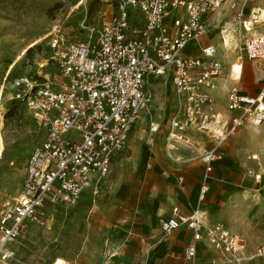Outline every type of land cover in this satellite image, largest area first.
<instances>
[{"label": "built area", "instance_id": "2783aa9c", "mask_svg": "<svg viewBox=\"0 0 264 264\" xmlns=\"http://www.w3.org/2000/svg\"><path fill=\"white\" fill-rule=\"evenodd\" d=\"M108 1L110 10L101 12V23L87 40H67L58 26L52 32L49 54L38 64H54V74L18 73L10 79L15 92L9 99L28 110L43 128L44 139L29 154L19 191L3 193L0 264L16 261L10 244L27 226H48L52 206H74L86 190L99 193L152 99L151 80L170 79L172 85L174 110L168 119L166 150L173 151L180 141L190 143L193 133L214 143L200 154L204 167L200 201L209 189L207 177L220 157V144L242 127L264 120L263 93L243 94L233 86L227 93L226 113L217 110L210 94L225 75L239 82L245 60L257 61L264 70V30L256 28L257 18L246 13L245 5L232 2V21L218 25L220 39L239 32L243 43L242 53L227 69L211 43L201 45L197 55L184 51L190 42L207 36L210 19L227 0ZM251 160L257 161V155ZM249 173L261 178L258 171ZM206 219L201 208L186 215L174 207L172 215L160 217L158 224L163 233L180 227L191 231L184 251L188 261L195 259L204 238L230 261L239 260L244 238L224 223L208 224ZM255 255H264L263 245Z\"/></svg>", "mask_w": 264, "mask_h": 264}, {"label": "rangeland", "instance_id": "374dc122", "mask_svg": "<svg viewBox=\"0 0 264 264\" xmlns=\"http://www.w3.org/2000/svg\"><path fill=\"white\" fill-rule=\"evenodd\" d=\"M81 1L0 0V139L5 147L0 155V204L3 193L19 191L29 154L44 138L43 128L35 123L28 110L9 99L15 92L10 79L18 73H55L54 64L38 63L49 54L48 41L57 26L63 37L71 41L87 40L95 32L101 23V12L106 8L110 10V3L108 0ZM236 1L245 3L248 14L256 7L264 8V0ZM222 13V18L227 17L223 22L232 21L233 13H228L227 6ZM218 23L220 20L209 31L213 34L211 39L221 48ZM262 25L256 27L262 29L264 23ZM45 35L48 36L24 51L31 42ZM235 35L236 41L233 40L229 50L221 48L220 56L227 69L228 61L242 53V39L239 32ZM194 51L192 46L185 48L186 53ZM8 69L11 70L10 77L4 80ZM228 78L225 75L218 81L221 96L232 83L226 82ZM148 89L152 99L131 130L127 147L116 162L121 170L120 181L108 179L101 198L86 202L84 214L76 213L75 206L66 210L58 208L49 227L29 225L14 241L24 253L21 256L24 263L19 264H35L26 256L27 252L36 253L37 264L64 254L68 232L61 226H115V244L106 247L102 260L106 264H144L137 259L145 251L143 243L133 235V229L131 232L126 230L127 226H135L140 221L134 203L142 192L141 174L155 169L157 176L166 177L189 166L203 177L200 153L203 146L213 144L205 137L203 142L182 144L173 154L168 153L164 136L174 110L171 81L151 80ZM242 128L236 136L220 144V157L207 177L209 190L203 202L208 203L204 208L211 220L223 222L245 240L240 259L226 260L223 264H264V255H255V249L264 246V122ZM149 136H152L151 145H146ZM253 154L258 156L257 161L251 160ZM258 169L261 178L256 181L249 171Z\"/></svg>", "mask_w": 264, "mask_h": 264}, {"label": "crops", "instance_id": "0c3cea01", "mask_svg": "<svg viewBox=\"0 0 264 264\" xmlns=\"http://www.w3.org/2000/svg\"><path fill=\"white\" fill-rule=\"evenodd\" d=\"M232 2L245 5V3L237 2L236 0H227L226 4L224 5V8L225 6H227L228 13L230 12L233 13V10L230 9V5ZM223 14L224 13H222L221 11L217 15H214L210 19L209 22L210 27L219 20L220 23L223 22L222 20L227 18L226 16H225L226 18H222L224 17ZM220 23H218L217 26ZM257 25L258 24H256V26ZM256 28L258 30H264V28L262 29L258 27ZM212 36L213 34L210 33L209 31L207 36L203 37L202 40L197 42L196 41L190 42L195 44L194 49H197L196 53H191L190 55L199 54L200 52L199 47L201 45H204L206 43H211L217 47L218 56L224 63L222 57L220 56L222 47L220 48L218 45L215 44V42L211 39ZM236 60H237V56L234 55L231 58V60L228 62L232 63L235 62ZM259 64L260 63H258L257 61L245 60L243 63V73L241 75L240 81L234 82L230 78L226 79V82H230V83L232 82V83L229 87H227L226 94L224 96L220 95L221 88L217 87L219 81L218 79L216 83L217 84L216 87L213 90H210V94L215 99V106L217 110L226 113L225 108L227 103V93L233 86H236L239 92L243 94H249L253 96H257L261 93L264 94V70L259 66ZM219 99L221 101H219ZM263 122L264 120L262 121V123ZM242 129L243 128H241L238 131V133ZM166 132H167V128H166ZM166 132H165V136H166ZM165 136H164V146H165ZM151 138L152 136L148 137V140H146L147 143L146 145H151L150 142ZM190 138H191L190 143H184L180 141L179 143L176 144V148L173 151H167L166 149L165 150L168 153L173 154L172 152H176L182 144L189 145V144H194L197 141L203 142L206 140L203 134H198V133H193L192 135H190ZM207 142H212V141H210V139L207 138ZM213 144L209 146H203L202 151L204 150L205 147H211ZM123 151L113 161L109 172L107 173V175L105 176L104 180L101 183L99 193L95 194L92 190H86L81 194V196L78 199V202L74 205L76 208V213L81 214L83 212L84 214L83 210L84 207L86 206V202L90 200L96 202L101 198L100 197L101 194L105 192L104 190L108 179L111 182L120 181L121 170L116 162L123 153ZM216 162L214 164V168L216 166ZM203 171H204V167H203ZM257 171L260 172V169H258ZM157 174H158V170L155 169H153V171L151 172L145 170L141 174V177L139 179L142 180V185H141L142 192L140 194L141 196L138 197L134 203V205H136L137 207L138 212L140 213V221L137 222L135 226H127L126 228L127 231L133 229L134 232L133 235L138 237L137 240L141 241L143 243L142 246L145 248L144 253L141 256H138L137 259H140V261L144 264H223L226 260H229L226 256L214 250L212 246H210L207 240L204 238L198 244V249L195 259L193 261H188L185 258L184 251L187 242L191 237V231L185 227L174 229L170 233H163L161 231L158 224V219L160 217H170L172 215V209L174 207H177L180 213L186 215L190 214L196 208H201L205 210L207 214V211L204 207H207L208 203L199 200V190L202 184V177L195 169H191L188 166L186 168H182V170H179L176 173V175L167 174L166 177L157 176ZM205 196H207V193ZM114 199L118 200L117 198ZM114 203L116 204L117 202L115 201ZM74 206L71 207L59 206V205L52 206L50 208L49 223L51 221L53 214L58 210V208H62L66 210ZM213 222H221V221L211 220L207 215L206 223L209 224ZM47 227L49 226L40 227V228H47ZM61 227L63 228V230L68 232L67 233L68 240L66 241L67 243L66 250L64 254L60 255V257H57L55 259H50V261H48V259L43 260V264H54L58 258L62 260V262H58V264H106L102 259L104 254L106 253V247H112V245L115 244V238L113 236L115 231V226H61ZM26 228H29V226H27ZM10 247L16 253V261L13 264L24 263L23 259H21V256H23L22 255L23 252L21 253L19 247L16 246L15 242L11 243ZM35 254H33V252H27L26 256L32 259V261H34L35 264H37V262H39L38 261L39 257L38 259H36Z\"/></svg>", "mask_w": 264, "mask_h": 264}, {"label": "bare ground", "instance_id": "6f19581e", "mask_svg": "<svg viewBox=\"0 0 264 264\" xmlns=\"http://www.w3.org/2000/svg\"><path fill=\"white\" fill-rule=\"evenodd\" d=\"M83 1V0H82ZM81 1V2H82ZM80 2V3H81ZM253 13H254V17L255 18H257V24H261L262 25V23H264V8H254L253 9V11H252ZM228 25H231V24H228ZM234 29H235V27H234ZM48 35H45V36H43V37H41L40 39H37V40H35V41H33V42H31L27 47H25V49H24V51L27 49L28 50V48L30 47V46H33L37 41H39V40H41V39H43V38H45V37H47ZM233 40H235L236 41V37H235V35L233 34L232 35V37H230V36H228V37H226L225 38V40L223 41L222 39H220V41H219V43H220V45H221V47L223 48V49H227L231 44H233ZM194 45L195 44H193V43H189L188 45H187V47L186 48H188L189 46H192L193 48H194ZM195 51L193 52V53H196L197 52V49H194ZM23 51V52H24ZM219 101H221L220 99H219ZM262 122H260V123H257V125H260ZM154 129H156V128H154ZM5 149V147H4V144H3V140L2 139H0V155H1V152L3 151ZM58 262H62V260L60 259V258H58L57 259V264H58Z\"/></svg>", "mask_w": 264, "mask_h": 264}]
</instances>
